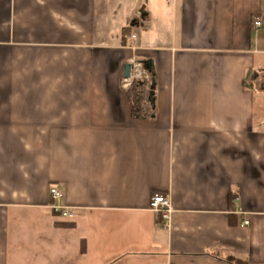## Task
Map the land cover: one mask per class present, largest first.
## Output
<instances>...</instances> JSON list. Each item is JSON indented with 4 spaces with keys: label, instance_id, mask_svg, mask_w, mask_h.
<instances>
[{
    "label": "crops",
    "instance_id": "0c3cea01",
    "mask_svg": "<svg viewBox=\"0 0 264 264\" xmlns=\"http://www.w3.org/2000/svg\"><path fill=\"white\" fill-rule=\"evenodd\" d=\"M263 85L264 0H0V264H264Z\"/></svg>",
    "mask_w": 264,
    "mask_h": 264
},
{
    "label": "built area",
    "instance_id": "2783aa9c",
    "mask_svg": "<svg viewBox=\"0 0 264 264\" xmlns=\"http://www.w3.org/2000/svg\"><path fill=\"white\" fill-rule=\"evenodd\" d=\"M261 25V18H255L253 21L254 28L259 29ZM132 38H134V36H132ZM130 65L131 69L129 73V78H123L121 81V85L123 87H129L134 81H149L151 79V71H147L146 69H144L141 62L133 61L130 63ZM151 82H153V80H151ZM49 195L53 201H59L63 197L62 192L54 186L49 188ZM149 205L150 209L160 216L163 226L165 228H169L171 206L168 198L163 194L153 193L150 197ZM52 211L53 213L59 215L62 218L70 219L74 216V212L72 210L58 205L52 206ZM240 225L242 227H247L249 225V222L248 220H243Z\"/></svg>",
    "mask_w": 264,
    "mask_h": 264
},
{
    "label": "trees",
    "instance_id": "16d2710c",
    "mask_svg": "<svg viewBox=\"0 0 264 264\" xmlns=\"http://www.w3.org/2000/svg\"><path fill=\"white\" fill-rule=\"evenodd\" d=\"M151 82L134 81L129 87L128 98L131 103L133 115L136 116L141 111L142 102H148L152 95ZM225 261L230 264H246L245 262L233 257H226Z\"/></svg>",
    "mask_w": 264,
    "mask_h": 264
},
{
    "label": "water",
    "instance_id": "95a60500",
    "mask_svg": "<svg viewBox=\"0 0 264 264\" xmlns=\"http://www.w3.org/2000/svg\"><path fill=\"white\" fill-rule=\"evenodd\" d=\"M143 65H145L146 66L145 68L149 70L150 66H151V62L150 61H145ZM130 69H131V65L130 64H125L124 65V67H123V78H125V79L129 78ZM263 89H264V85H263Z\"/></svg>",
    "mask_w": 264,
    "mask_h": 264
}]
</instances>
